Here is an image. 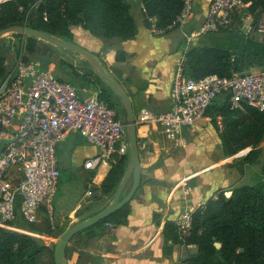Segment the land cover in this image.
<instances>
[{"label":"crops","instance_id":"1","mask_svg":"<svg viewBox=\"0 0 264 264\" xmlns=\"http://www.w3.org/2000/svg\"><path fill=\"white\" fill-rule=\"evenodd\" d=\"M211 1L195 0L194 16L186 27L188 32L201 27ZM129 3L137 27L135 37L128 40H102L82 28H72V42L90 51L98 59L108 81L117 85L121 92L129 97L136 116L143 108L154 113H166L172 107V84L179 53L185 43L184 36L179 29L155 34L152 28L157 25V19L151 22V28H147L143 4L140 0H129ZM255 26L258 27L256 23ZM254 37L263 39L260 29L257 28ZM24 38L19 37V40ZM225 39H228L229 45L233 44L227 34L212 33L194 39L192 46L217 45ZM49 48L58 53L57 59H41L42 62H37L54 71L60 81L77 87L82 99L101 94L102 87L97 81L100 76L92 59L64 48ZM118 53H123L128 59L122 60V55L121 60H117ZM15 61L16 58L8 71L14 67ZM91 71L95 75L91 74ZM103 82L110 88L106 81ZM104 94L119 118L127 124L128 109L125 101L113 90L108 91L105 87ZM223 100L222 97L220 101ZM207 119L212 120L208 116ZM204 125L205 122L201 121L194 128H185L180 138L181 146H177V139L169 138L158 127L137 125L136 139L142 182L139 192L130 202L128 224L116 228L107 225L97 232L98 237L90 249L71 241L70 247L79 252V264H179L194 253L195 250L188 249L181 243L166 242L163 233L165 225L168 222L176 223L187 210L205 207L208 201L217 199L220 192L242 185L241 181L234 179L235 174L225 166L229 162L232 164V158L225 159L223 151L215 152L220 143L222 145L219 133L213 138L206 134L207 132L204 133ZM98 153V148L89 144L80 134L70 135L57 149L61 177L68 165V157L72 155L73 158L83 159L81 168L88 174L89 180H92L97 171L94 173L85 170L84 163ZM130 155L132 157L131 151ZM130 165L132 171L135 170L136 179L137 164L134 167L132 159ZM246 166L248 165L244 167ZM110 170L111 165L104 164V173L95 182L101 184ZM59 189L54 202V214L56 212L60 220L55 223L60 222L63 226L68 224L71 227L74 224L72 217L74 218L80 209L82 200L73 206L63 207L58 201ZM30 233L31 236L38 235ZM39 237L45 238L41 235Z\"/></svg>","mask_w":264,"mask_h":264},{"label":"built area","instance_id":"2","mask_svg":"<svg viewBox=\"0 0 264 264\" xmlns=\"http://www.w3.org/2000/svg\"><path fill=\"white\" fill-rule=\"evenodd\" d=\"M182 2L181 12L169 27L152 28L159 35L179 29L184 36L172 84L171 110L154 113L143 108L136 116L137 125L162 129L169 138L177 139V146L182 145L183 130L208 120L207 110L222 97L232 110L244 111L247 105L264 113V68L236 73L230 78L209 75L194 80L185 76L194 39L235 28L246 37L256 35L255 21L246 14L251 3L212 0L201 27L188 32L195 0ZM26 43L25 38L20 40L15 65L0 84V143L5 142L0 150V228L31 236L12 223L21 218L37 226L41 217L47 215L51 229L56 228L54 202L61 178L57 155L60 144L78 133L98 148V155L84 163L85 170L95 173L103 164L112 166L128 155L130 139L127 124L99 96L82 99L77 87L60 81L54 71L40 62L26 61ZM217 120L222 128L221 118ZM194 212L187 210L175 223L181 244L193 250L197 246L187 240L192 235ZM179 264L190 262L187 258Z\"/></svg>","mask_w":264,"mask_h":264},{"label":"trees","instance_id":"3","mask_svg":"<svg viewBox=\"0 0 264 264\" xmlns=\"http://www.w3.org/2000/svg\"><path fill=\"white\" fill-rule=\"evenodd\" d=\"M140 2L144 6L147 28H151L150 19H157V27L160 29L169 27L183 8L182 0ZM244 2L251 3L246 14L253 17L257 28L263 34V39L258 40L255 37L245 39L246 36L238 28L217 32L227 34L233 44L229 45L228 39H225L217 45L192 46L188 53L186 78L200 80L209 75L230 78L233 74L264 66V0ZM11 26H29L69 42L74 40L72 28H82L102 40H128L137 34L129 0H4L0 4V31ZM14 35L25 37L20 34ZM25 38H27L25 60L33 61L28 55L33 56L38 51V39ZM122 55L123 53H118L117 60H121ZM127 59V56L122 58ZM91 74H94L93 71ZM6 75L7 59L0 52V83ZM97 81L102 87L100 100L106 102L107 93L104 94V87L108 91L112 90L104 85L100 78ZM220 99L209 107L206 116L213 120L214 126L218 129L224 158L230 159L252 149L239 160V163L242 166L253 164L254 155L264 154V146L258 148L264 143V113L247 105L244 111L232 110L226 98L223 101ZM107 104L113 108L108 101ZM217 118L222 120L221 129ZM130 161L131 155L128 153L111 166L110 172L101 183L105 196L118 193L127 177ZM242 168L239 167V172H243ZM263 175L264 163L263 173L257 175L255 184H242L234 188L231 198L226 192H220L217 199H212L205 207L195 210L192 235L187 242L196 245L197 248L188 257L190 264H264ZM138 192L139 189L134 197ZM123 200L120 197L117 204ZM130 212L131 205L128 203L95 226L73 236L69 245L71 241L84 236L89 240H95L98 237L97 232L107 225H112L113 228L127 225ZM155 220L157 223L156 216ZM12 224L26 231L42 232L36 225L27 224L21 218ZM55 224L61 231L60 235L65 233V226L60 222ZM48 225L51 229L50 222ZM110 232L113 233V230ZM163 233L166 242L181 243L174 222H168ZM76 244L79 242L76 241ZM216 244H220L221 247L218 248ZM69 245L65 249L67 262H70V255L73 252ZM55 249L56 245L47 246L41 239L0 228V264H42L40 260L45 253L51 251L54 255Z\"/></svg>","mask_w":264,"mask_h":264},{"label":"rangeland","instance_id":"4","mask_svg":"<svg viewBox=\"0 0 264 264\" xmlns=\"http://www.w3.org/2000/svg\"><path fill=\"white\" fill-rule=\"evenodd\" d=\"M241 15H243V12ZM3 39L0 42V52L2 56L7 59V72H8V70L12 67L14 63V58H16L17 54H19L20 40H19V36H15L14 34H9ZM38 43L40 45L36 54L33 56L28 55V57L31 60L33 61L40 60L42 62L41 59H44L45 61H51L57 59L58 53L52 50L51 48H49V46H53V45L48 40L41 38L38 39ZM25 56H27V52ZM95 67L97 68L96 64ZM217 121L219 126V120ZM203 122H205V125L203 126L205 127L204 130H206L204 133L207 132L206 134H210L213 138H216L218 134V129L214 126L213 120L211 121L204 120ZM263 146L264 143L261 144L258 148H262ZM251 150L252 149H248L245 151L244 154H240L233 157L231 160L232 164H225L228 171H231L233 174H235L234 179L241 181V183L245 185L255 184L257 182V175H261L263 173L264 154L261 156L254 155L252 157L253 164H249L246 167L242 166V164L239 163V160L242 157L248 155ZM222 151L223 148L220 143V147L217 150H215V152L221 153ZM82 164H83V159L73 158L72 155H70L68 157V165L66 169L62 172L61 186L58 194L59 204L63 207H68V206H73L77 202L82 200L80 209L75 214V217L74 218L72 217V221H74V224L71 227H69V225L67 224L65 226L66 229L65 232L76 225L82 224L90 220L91 218L88 217H90L91 215L97 214L99 212L101 213L106 209L117 205V199H116L117 194L112 196H105L102 192L101 184L95 182L98 181L99 177L104 173V164L97 170V173L95 177L92 178V180H89L88 174L83 170V168H81ZM136 164L137 163L134 161V167ZM239 167H244L245 171L239 173L238 172ZM134 173L135 170L132 171L129 165V171L125 179V182L121 185V188L118 191L121 193L120 197L123 199H125L131 193V191L135 186L136 179ZM139 176L142 182V173H140ZM232 191L233 189L232 190L229 189L226 191V194L229 198H231L232 196ZM56 220H60V218L59 215L56 214L55 212L54 222ZM66 220L68 221V218H66ZM49 222L50 220L48 219V216L43 215L41 217V222L37 225V228L40 229L42 232L39 233L35 232L36 234H38V237L36 236H31V237L41 239L42 241H44L45 245L53 247V245L56 246L59 245L61 238L60 235L61 231H59V229L56 227V224H55L56 228L54 230L50 229V226L48 225ZM40 235L45 236V238L39 237ZM75 240L79 242V244L85 246L86 249H90L93 246V242H94V240H89L88 238H85V236L83 238H76ZM68 245L69 242H66L65 249L68 247ZM64 251L62 252L63 264H79L78 250L73 249V252H71L70 255L71 256L70 262L66 261L64 256ZM40 261L42 264H55V258L53 252L51 251L46 252Z\"/></svg>","mask_w":264,"mask_h":264},{"label":"water","instance_id":"5","mask_svg":"<svg viewBox=\"0 0 264 264\" xmlns=\"http://www.w3.org/2000/svg\"><path fill=\"white\" fill-rule=\"evenodd\" d=\"M9 34H20L25 37H31L34 39L43 38V39L48 40L53 46L71 50V51L78 53L81 56L92 59L97 66L98 75L100 76V78L103 81H106L107 85H109L110 88H112V90L120 98H122L125 101L127 109H128L127 127L129 131L130 151L132 154L130 163H132V159L137 163L135 186L133 190L131 191V193L119 204L106 209L105 211L99 213L98 215L94 216L93 218H91L90 220L82 224L76 225L68 229L65 233L61 235L59 245L56 246V249L54 252V258H55V264H63L62 252L65 250L66 242H70L73 236L85 231L86 229H89L95 226L96 224H98L99 222H101L102 220H104L105 218H107L108 216L116 212L117 210L124 207L126 204L130 203L140 187L141 180L139 176L140 165H139V159H138V146H137V139H136V133H137L136 115H135L134 108L132 106V103L129 97L126 94L122 93L120 88L117 85H114L108 81L107 77L104 76L103 69H102V66L100 65V62L90 51L84 49L83 47H81L80 45L74 42L57 40L50 34L43 32L41 30L35 29V28H31L29 26H11V27H7L6 29L1 30L0 31V42L3 38L8 36ZM4 145H5V142L0 143V150L3 148ZM130 168L132 169L131 165H130ZM120 195L121 193L119 192V194L116 197L117 200L120 198ZM216 246L218 248L221 247L220 244H216ZM64 256H65V251H64Z\"/></svg>","mask_w":264,"mask_h":264},{"label":"bare ground","instance_id":"6","mask_svg":"<svg viewBox=\"0 0 264 264\" xmlns=\"http://www.w3.org/2000/svg\"><path fill=\"white\" fill-rule=\"evenodd\" d=\"M36 236H38V235H36Z\"/></svg>","mask_w":264,"mask_h":264}]
</instances>
